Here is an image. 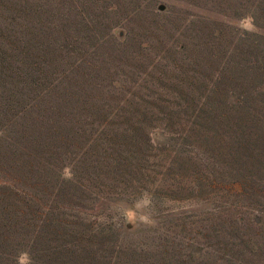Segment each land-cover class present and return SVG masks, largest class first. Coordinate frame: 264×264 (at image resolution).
I'll list each match as a JSON object with an SVG mask.
<instances>
[{"label": "rangeland", "instance_id": "1", "mask_svg": "<svg viewBox=\"0 0 264 264\" xmlns=\"http://www.w3.org/2000/svg\"><path fill=\"white\" fill-rule=\"evenodd\" d=\"M0 264H264V0H0Z\"/></svg>", "mask_w": 264, "mask_h": 264}]
</instances>
